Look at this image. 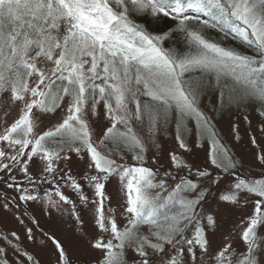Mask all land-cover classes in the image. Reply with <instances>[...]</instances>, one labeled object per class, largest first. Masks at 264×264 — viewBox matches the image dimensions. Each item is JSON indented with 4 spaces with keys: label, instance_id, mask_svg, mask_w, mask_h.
Instances as JSON below:
<instances>
[{
    "label": "snow or ice",
    "instance_id": "snow-or-ice-1",
    "mask_svg": "<svg viewBox=\"0 0 264 264\" xmlns=\"http://www.w3.org/2000/svg\"><path fill=\"white\" fill-rule=\"evenodd\" d=\"M261 141L264 0H0V264H264Z\"/></svg>",
    "mask_w": 264,
    "mask_h": 264
},
{
    "label": "rangeland",
    "instance_id": "rangeland-1",
    "mask_svg": "<svg viewBox=\"0 0 264 264\" xmlns=\"http://www.w3.org/2000/svg\"><path fill=\"white\" fill-rule=\"evenodd\" d=\"M255 123H256L255 122V118L253 117V127H255ZM245 127H246V125L242 124V128H245ZM222 128H223L224 131H227V126L226 125H223ZM244 143H245V145H247V136L244 137ZM261 143H264V141H261ZM253 151H254V149H253Z\"/></svg>",
    "mask_w": 264,
    "mask_h": 264
},
{
    "label": "trees",
    "instance_id": "trees-1",
    "mask_svg": "<svg viewBox=\"0 0 264 264\" xmlns=\"http://www.w3.org/2000/svg\"><path fill=\"white\" fill-rule=\"evenodd\" d=\"M213 34H215V33H213Z\"/></svg>",
    "mask_w": 264,
    "mask_h": 264
}]
</instances>
